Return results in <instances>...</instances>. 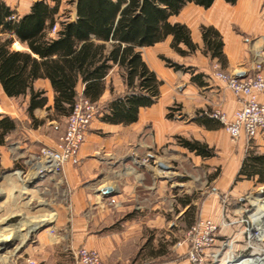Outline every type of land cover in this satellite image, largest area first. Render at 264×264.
<instances>
[{
  "label": "crops",
  "instance_id": "1",
  "mask_svg": "<svg viewBox=\"0 0 264 264\" xmlns=\"http://www.w3.org/2000/svg\"><path fill=\"white\" fill-rule=\"evenodd\" d=\"M4 1L18 14L24 15L30 11L31 5L38 0H33L26 6L18 5L17 0ZM76 17L77 11L71 20H75ZM169 20L173 23L187 24L194 42L198 45V50L191 54L180 55L171 47L172 35H169L164 41L155 43L154 46L142 47L144 60L163 81L160 98L151 107H142L138 121L128 125L106 123L98 117L96 122L92 123V129L95 130L87 132L85 143L81 147V162L77 165L73 163L65 164L61 173L70 190V203L67 205L68 207L62 206L63 203H61L60 211H62V218L64 219L69 211L73 214L72 247L86 246L94 248L101 253L103 260L108 264H142V261L151 264V261L160 260L161 257L169 254L164 249L163 251L159 248L155 250L153 247L154 239L149 241L147 239L149 248L153 252L143 257L145 260L140 259L142 255H140V258L137 257L140 254L139 251L143 248V244H145L141 240L143 238L144 223L146 225L151 224L148 220L142 221L136 218L145 217L147 211H134L132 206L124 205L121 210L112 213L110 210L104 209L107 207H103L106 198L117 194V191H114L112 187L113 185H126L132 180V191L136 186L153 189L151 180L145 181L144 176V173H146L153 177V169L151 165L141 164V160L144 156L149 157L151 155L153 151L151 148L154 145L159 147L165 145L169 135L177 134L193 137L196 140L208 143L210 147L215 149V156L203 157L186 148L196 158L204 160L209 165L207 168L210 172L209 178L217 189L226 191L234 185L231 190V193H233L249 187L255 182L260 183V173L251 175L252 178L242 176L241 179H238L237 176L247 155H264L263 152H257V149H264V132H260L252 141H249L246 133H244L235 144L223 133L225 129L222 125L208 128L192 121V119L196 118L204 109H218L231 117L243 107L234 92L223 81L214 76L213 66L216 65L223 71H229L241 79L252 75L253 56L258 51L264 53V0H237L234 4L226 0H215L210 8L188 3L180 14L171 16ZM202 25H213L221 33L226 64L220 62L217 57H211L210 54L205 53L201 34ZM50 35L53 36L54 34ZM161 44L165 45L163 48L168 58L171 57L173 61L191 67V70L177 71L174 68L173 70L166 67L157 55ZM15 45H18V47H15ZM13 48L28 49L19 41L13 44ZM105 80L106 88L98 103H102L103 106L119 94L117 93L119 87L123 89L122 91L126 89L118 66L112 69ZM35 88L45 89L46 95L49 97V105H53L55 96L49 79L40 78L36 80ZM78 88L82 93L84 86L80 84ZM0 89L3 91L1 84ZM3 93L5 94L4 91ZM26 96L29 101V95ZM260 99L264 100V94L260 95ZM173 102L180 104L183 119L169 118L168 110L171 109ZM35 111L39 119L46 118L47 123L51 125L58 118H68L65 116L56 119L48 118L49 111L46 108L36 109ZM50 111L51 115H54V110ZM11 117L19 118V115ZM42 126L38 128L31 126L27 130L26 134H28L32 143L36 147H42L44 144L56 146L58 141L54 139L51 141L47 136L39 134L38 131ZM103 130L111 134L103 137L101 135ZM13 133L8 136V140L13 136ZM228 135L231 137L230 134ZM0 149H3V154H7L6 151L4 152V146H0ZM97 153H101L103 156L99 157ZM4 156L0 155V158L3 159ZM166 174H170V172ZM60 179L63 180L62 177ZM108 186L112 187L115 193H106L104 189ZM160 193V190L153 193L154 197L150 206L155 209H157L156 197ZM192 203L195 204L194 199H192ZM181 206L184 213L189 208V205ZM217 210L219 211L220 208L218 209L216 204L205 202L202 212L215 213ZM217 216L219 217V214ZM120 220L123 221L118 222ZM102 230H105L103 237L100 235ZM219 235L222 236L221 233ZM243 237L241 234L237 235L236 240L239 245L237 251H247V246L240 244L245 241V237ZM58 239L59 237H56V240ZM217 246L211 252L222 250L220 247L217 249ZM228 247L231 249L232 244L229 243ZM231 253L225 260V264H238V260L245 264V261L237 259ZM21 254L23 255V253ZM255 254L258 253L253 252L252 256ZM28 255L36 258L35 255ZM74 263L76 264V260ZM164 264L190 263L186 259L179 262L170 260Z\"/></svg>",
  "mask_w": 264,
  "mask_h": 264
},
{
  "label": "trees",
  "instance_id": "2",
  "mask_svg": "<svg viewBox=\"0 0 264 264\" xmlns=\"http://www.w3.org/2000/svg\"><path fill=\"white\" fill-rule=\"evenodd\" d=\"M53 1H35L28 13L20 15L0 0V84L10 98L29 95L26 111L33 128L46 121L36 116V109L46 108L48 118L56 119L69 117L81 97L98 104L106 88L105 79L115 66L121 71L126 89L101 108L99 117L110 124L138 121L142 107H151L158 101L163 84L144 60L141 48L154 46L172 35L171 47L180 55L196 52L198 45L187 24L169 19L180 14L188 3L210 8L215 0H76V19L63 21L59 20L61 2ZM226 1L234 4L237 0ZM201 34L205 53L226 64L221 33L213 25H202ZM17 41L28 49H14ZM161 58L177 71L191 70L171 58ZM40 78L52 84L53 105H49L45 89L35 88ZM80 84L84 86L82 93ZM193 120L208 128L222 125L203 112ZM18 128V118L0 112V146H6L8 136ZM177 138L182 147L199 156L216 154L204 141ZM243 162L238 179L260 173L259 182H264V155H247ZM192 199L191 195L179 199L184 207L189 205L186 217L193 215ZM193 220L194 216L188 222L192 224Z\"/></svg>",
  "mask_w": 264,
  "mask_h": 264
},
{
  "label": "rangeland",
  "instance_id": "3",
  "mask_svg": "<svg viewBox=\"0 0 264 264\" xmlns=\"http://www.w3.org/2000/svg\"><path fill=\"white\" fill-rule=\"evenodd\" d=\"M17 1L18 5L21 6L22 4V6H26L33 0ZM50 2L54 1L50 0ZM60 2L61 11L59 20L72 19L77 11L75 7L76 0H60ZM164 46V44L159 45L161 48L157 51V55L165 66L169 68L170 66L161 58V56L168 58L163 48ZM15 47H18V45H15ZM255 55L253 56V61ZM254 63L255 61L253 62V67ZM170 68L173 69V67ZM218 69L221 68L216 65L213 66V74ZM226 73L235 75L229 71ZM253 74L254 72L250 76H253ZM122 90L119 87L117 93L121 94L125 92V90ZM27 105V96L10 98L0 89V112H5V114L7 113L10 116L19 115V129L13 133V136L9 139V143L4 146V152L6 151L7 154H3V149H0V155H5L3 159L1 158L2 168L0 169V257L18 248V252L23 253L25 256H28V254L35 255L37 264H75V258L72 254L73 247L71 245L73 214L69 211L65 217V221L62 218V211H60L61 203H63L62 206L66 207L70 203V190L67 187L65 178L61 174L62 172L58 174L44 173L42 175L38 171L37 167L39 164H36V161H38V153L42 147H36L28 134H26L32 124L28 111H26ZM102 107V103L97 105L99 112L91 122L88 133L91 130H95L92 129V123L96 122ZM205 111L213 113L220 110L204 109L202 112L204 113ZM168 114H172L169 118L175 120L179 118L183 119L180 104L177 102L172 103ZM233 115L231 117L227 115L228 119L232 118ZM218 120L226 130L224 123L220 119ZM192 121L194 120L192 119ZM67 122L68 118H58L52 125L46 121L38 132L40 135L47 136L51 141L54 139L59 143L67 130ZM225 130L223 133L235 144L242 137L233 139L232 136L228 135L227 130L228 134ZM110 134V132H104V130L101 132L103 137ZM177 136L194 139L193 137L177 134L169 135L165 145L160 147L154 145L151 148L153 150L151 155L149 157L144 156L141 160V164L151 165L153 169V177L144 173L145 181L151 180V187L153 189L136 186L132 191V180L126 185H113L112 187L114 191H117V194L106 198L103 205V207H107L104 209L110 210L112 213L121 210L124 205L132 206L134 211L145 210L148 212L145 217L136 218L142 221L148 220L151 224L146 225L144 223L143 238L141 240L145 244H143V248L139 251L140 254L137 257L140 258V255H142L140 259L145 260L143 257L153 252L146 240L154 239V249H164L169 254L161 257L160 260L149 261L151 264H164L170 260L177 262L188 260L186 246L179 247L177 243L185 239V234L192 224L208 217L209 219L213 218L214 220H212L219 225L217 235L220 241H217L216 244L218 245L217 249L220 247L222 250L216 262L213 256L207 257V264H225V260H227L231 252L232 255H235L234 257L243 261L255 257L256 254L252 256L253 252L259 253L258 256H263L264 240L259 241L256 238V222L251 227L254 230L253 233L256 234L254 242L249 241V228L253 219L252 213L257 208L264 207V182H260L259 184L255 182L249 187L240 189V192L231 193L234 185L226 191L217 189L215 184L210 181V172L207 169L209 165L204 160L196 158L189 150L184 149L179 144ZM249 141H252V139ZM44 145L49 146L48 144ZM257 152L264 153V149H257ZM97 154L99 157L103 156L101 153ZM159 163H163L167 167H161ZM168 172L170 174H166ZM60 177H62V181ZM159 190L161 193L157 194V209H155L150 206V203L153 201V193ZM188 195L193 197L195 204L192 203V205L195 209L193 215L191 213L189 217H186L185 214L188 210L185 213L183 212L179 199ZM113 199L116 201L115 203H111ZM205 202L216 204V207L220 208V210H217L215 213L202 212ZM66 211L68 210L66 209ZM217 214H219V217ZM192 216H194V220L191 224L188 221ZM100 233L101 237H103L105 230H102ZM238 234L245 237V241H242L240 244L247 246V251H237L239 247L236 240ZM56 237H59L58 240L60 241L56 240ZM227 243L232 244V250L229 249ZM217 251L215 250V252ZM142 264L147 263L142 261ZM238 264H242L241 260H238Z\"/></svg>",
  "mask_w": 264,
  "mask_h": 264
},
{
  "label": "built area",
  "instance_id": "4",
  "mask_svg": "<svg viewBox=\"0 0 264 264\" xmlns=\"http://www.w3.org/2000/svg\"><path fill=\"white\" fill-rule=\"evenodd\" d=\"M13 17L15 18V16ZM57 29L58 25L53 28L51 34H55ZM254 61V74L247 78L241 79L221 69L214 73L215 77L223 81L235 93L243 107L229 119L221 111L213 113L205 111L204 113L220 119L233 139H239L246 133L250 140L256 138L260 132H264V100L260 99V95L264 94V53L256 52ZM97 105L85 97L76 101L72 108L73 111L68 117V127L61 142L56 146L43 145L39 150L36 164H39L37 169L42 175L44 173H61L65 164L80 162L81 147L85 143L91 122L99 112ZM115 202L114 199L111 201V203ZM250 224L249 241L254 242L256 234L251 228L254 226V221L252 220ZM218 230L219 225L212 219L199 220L189 227L185 239L179 241L177 245L179 247L186 246L187 258L193 264H207L206 259L209 256H213L216 262L221 250L217 252H211V250L217 245ZM72 254L76 264H108L103 260L101 253L94 248L74 247ZM0 264H37V259L33 256L22 255L17 248V250L3 254V257H0Z\"/></svg>",
  "mask_w": 264,
  "mask_h": 264
},
{
  "label": "bare ground",
  "instance_id": "5",
  "mask_svg": "<svg viewBox=\"0 0 264 264\" xmlns=\"http://www.w3.org/2000/svg\"><path fill=\"white\" fill-rule=\"evenodd\" d=\"M1 194V191H0ZM1 196V195H0ZM252 220H255L256 222V229H257V236L256 238L261 241L264 240V207L257 208V210L252 213ZM43 221V220H42ZM255 229V228H254ZM258 254L255 255L253 258H248L245 260V264H264V255L258 256Z\"/></svg>",
  "mask_w": 264,
  "mask_h": 264
},
{
  "label": "water",
  "instance_id": "6",
  "mask_svg": "<svg viewBox=\"0 0 264 264\" xmlns=\"http://www.w3.org/2000/svg\"><path fill=\"white\" fill-rule=\"evenodd\" d=\"M159 165H160L161 167H164V168L167 167V166L164 165L163 163H159ZM104 191H105L106 193L110 194V193L113 192V188L108 186V187H105Z\"/></svg>",
  "mask_w": 264,
  "mask_h": 264
}]
</instances>
